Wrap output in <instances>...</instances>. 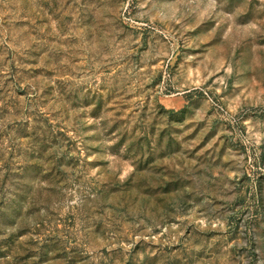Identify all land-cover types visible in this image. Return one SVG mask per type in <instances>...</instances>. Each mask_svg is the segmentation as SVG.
<instances>
[{"label": "rangeland", "instance_id": "obj_1", "mask_svg": "<svg viewBox=\"0 0 264 264\" xmlns=\"http://www.w3.org/2000/svg\"><path fill=\"white\" fill-rule=\"evenodd\" d=\"M0 264H264V0H0Z\"/></svg>", "mask_w": 264, "mask_h": 264}]
</instances>
